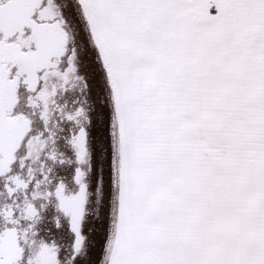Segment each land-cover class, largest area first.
<instances>
[{"label": "snow or ice", "instance_id": "6c2138e0", "mask_svg": "<svg viewBox=\"0 0 264 264\" xmlns=\"http://www.w3.org/2000/svg\"><path fill=\"white\" fill-rule=\"evenodd\" d=\"M0 264H264V0H0Z\"/></svg>", "mask_w": 264, "mask_h": 264}]
</instances>
